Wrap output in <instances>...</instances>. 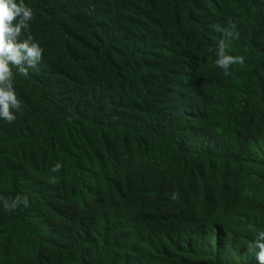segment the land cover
<instances>
[{"label": "trees", "instance_id": "obj_1", "mask_svg": "<svg viewBox=\"0 0 264 264\" xmlns=\"http://www.w3.org/2000/svg\"><path fill=\"white\" fill-rule=\"evenodd\" d=\"M24 2L43 58L0 119V197L29 201L0 204V264H258L264 0Z\"/></svg>", "mask_w": 264, "mask_h": 264}, {"label": "clouds", "instance_id": "obj_2", "mask_svg": "<svg viewBox=\"0 0 264 264\" xmlns=\"http://www.w3.org/2000/svg\"><path fill=\"white\" fill-rule=\"evenodd\" d=\"M33 19V9L24 0H0V119L9 124L15 122L16 113L23 108L15 90L14 77L20 75L29 78L30 70H38L43 58V48L28 31ZM214 27L223 35L217 45L215 64L227 76L233 64L243 65L245 62L243 56L228 54L232 40L238 39L240 33L233 21L228 22L227 28L220 25ZM62 167V163L57 162L50 171L57 173ZM49 183L56 184L57 178L49 177ZM177 197V193L172 194L173 200ZM0 204L4 211L14 212L21 207H28L29 201L27 196L17 194L10 198L0 197ZM247 250L254 254L258 264H264V231L255 234Z\"/></svg>", "mask_w": 264, "mask_h": 264}]
</instances>
